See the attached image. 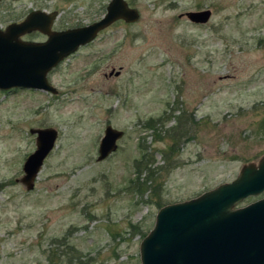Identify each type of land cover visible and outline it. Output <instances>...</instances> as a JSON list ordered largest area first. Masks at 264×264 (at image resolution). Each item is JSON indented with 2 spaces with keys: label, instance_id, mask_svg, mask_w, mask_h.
<instances>
[{
  "label": "rangeland",
  "instance_id": "1",
  "mask_svg": "<svg viewBox=\"0 0 264 264\" xmlns=\"http://www.w3.org/2000/svg\"><path fill=\"white\" fill-rule=\"evenodd\" d=\"M108 1L4 0L0 24L54 7L53 28L74 26ZM127 1L139 18L112 22L63 58L47 74L55 93L0 89V264H140L160 206L264 154V0ZM200 8L211 9L207 22L180 16ZM106 124L123 134L97 160ZM47 126L55 144L27 190L29 129Z\"/></svg>",
  "mask_w": 264,
  "mask_h": 264
},
{
  "label": "water",
  "instance_id": "2",
  "mask_svg": "<svg viewBox=\"0 0 264 264\" xmlns=\"http://www.w3.org/2000/svg\"><path fill=\"white\" fill-rule=\"evenodd\" d=\"M184 15L195 23L207 22L210 8L190 9ZM54 12L35 9L19 22L0 28V89L32 88L56 92L47 73L78 46L117 19L133 22L139 10L126 0H109L105 13L86 25L51 29ZM38 29L44 41L25 40L21 34ZM118 72V71H117ZM35 148L24 159L20 181L34 187L44 158L55 144L57 129L31 127ZM121 129L106 124L97 147V160L117 148ZM264 190V154L257 163L244 164L230 181L197 196L164 204L139 243L140 264H264V196L236 206L243 198Z\"/></svg>",
  "mask_w": 264,
  "mask_h": 264
},
{
  "label": "flooded vegetation",
  "instance_id": "3",
  "mask_svg": "<svg viewBox=\"0 0 264 264\" xmlns=\"http://www.w3.org/2000/svg\"><path fill=\"white\" fill-rule=\"evenodd\" d=\"M2 1H4V0H0V2H2ZM11 1H16V2H18V4H19V6L21 7V0H11ZM46 1V0H45ZM47 1H49V0H47ZM127 1V0H126ZM127 3H128V5L129 6H133V5H131L130 4V2H128L127 1ZM107 5V4H106ZM35 9H39V10H43V11H45V12H47V13H49V12H54V17H53V21L55 20V18H57V16H59V11L56 9V8H54V7H52V8H50V9H46V8H38V7H34V8H29V10L25 13V15L21 18H16V19H13V20H11V21H9L8 23H6V25L7 24H9V23H11V22H19V21H21V20H23L25 17H26V15L30 12V11H32V10H35ZM105 11H106V6H105V9H104V11L100 14V16L98 17V18H96V20L97 19H99L104 13H105ZM117 20H123V19H117ZM117 20H115V21H117ZM92 21H95V20H92ZM91 21V22H92ZM115 21H113V22H115ZM124 21V20H123ZM126 22V21H125ZM88 23H90V21H87V22H84V23H82V22H77L76 24H74V26H65V27H62V28H58V29H56V28H53V24L54 23H52V26H51V29H53V30H64V29H68L69 27L70 28H73V27H78V26H82V25H86V24H88ZM6 25H2V24H0V28L1 29H4L5 27H6ZM104 28H106V27H104ZM104 28H102L101 30H103ZM101 30H99L98 32H97V34L101 31ZM41 35V38H37V36L36 37H33V35ZM96 34V35H97ZM20 38H22V39H25V40H34V41H44V40H46L47 39V37H48V35L46 34V33H44V32H42V31H40V30H38V29H33V30H31L30 32H27V33H24V34H21L20 36H19ZM95 38V37H94ZM93 38V39H94ZM91 41V40H90ZM89 42V41H88ZM81 46V45H80ZM67 57V56H66ZM55 67V66H54ZM53 67V68H54ZM52 68V69H53ZM52 69H50L49 70V72L52 70ZM48 72V73H49ZM47 73V74H48ZM49 80V79H48ZM10 89H12V88H10ZM10 89H6V90H10ZM30 89V88H29ZM32 89V88H31Z\"/></svg>",
  "mask_w": 264,
  "mask_h": 264
},
{
  "label": "trees",
  "instance_id": "4",
  "mask_svg": "<svg viewBox=\"0 0 264 264\" xmlns=\"http://www.w3.org/2000/svg\"><path fill=\"white\" fill-rule=\"evenodd\" d=\"M178 121H179V117H178ZM149 126L151 125V127H153L152 125H154L153 123H152V120H150L148 123H147ZM176 129V130H175ZM174 130V131H173ZM170 131V130H169ZM171 131L172 132H177V131H179L180 133H181V131L183 132V130L182 129H180V127H179V125H177V127L175 128V127H173V128H171ZM170 133V132H169ZM170 147V150L172 151L173 149H174V145L172 144L171 146H169ZM144 157H145V153H144V155H143ZM140 161H142V159L140 158ZM138 166H140V164L139 165H137V167ZM136 182H137V185H138V188L139 189H141L142 188V190H143V185L144 184H146V182H147V179L145 180V181H140L139 179H138V177L136 178ZM144 190H146V189H144ZM135 227V226H134ZM146 233H143L142 235L144 236ZM80 261V260H79Z\"/></svg>",
  "mask_w": 264,
  "mask_h": 264
}]
</instances>
